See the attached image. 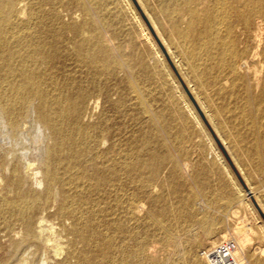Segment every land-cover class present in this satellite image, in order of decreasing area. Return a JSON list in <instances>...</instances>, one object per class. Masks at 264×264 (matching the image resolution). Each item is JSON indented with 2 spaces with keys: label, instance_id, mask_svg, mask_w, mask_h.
I'll use <instances>...</instances> for the list:
<instances>
[{
  "label": "bare ground",
  "instance_id": "bare-ground-1",
  "mask_svg": "<svg viewBox=\"0 0 264 264\" xmlns=\"http://www.w3.org/2000/svg\"><path fill=\"white\" fill-rule=\"evenodd\" d=\"M123 1L155 52L150 58L137 51L123 64L99 22L80 15L109 0H0V264H155V243L198 226L212 236L219 227L201 182L206 171L187 174L191 164L172 156L170 138L188 143L190 121L207 132L171 75L184 109L174 118L153 108L143 82L149 65L164 61ZM167 2L188 7L176 29L185 57L169 48V60L180 69L187 57L217 88L236 144L264 174V0ZM202 116L210 118L205 110ZM183 172L191 183L182 182ZM236 189L220 187L226 198L217 210L238 215L234 208L247 199ZM247 230L241 219L233 229L237 257ZM195 248L183 252V264H202L194 262Z\"/></svg>",
  "mask_w": 264,
  "mask_h": 264
},
{
  "label": "rangeland",
  "instance_id": "rangeland-1",
  "mask_svg": "<svg viewBox=\"0 0 264 264\" xmlns=\"http://www.w3.org/2000/svg\"><path fill=\"white\" fill-rule=\"evenodd\" d=\"M127 1L132 5L135 13L139 17L140 24L143 25L149 33L156 45L157 51L164 61V64L160 62L149 65L150 80L143 82L144 86H151L152 88L153 96L150 98V102H152L153 108L158 110L164 107L166 110H164L163 116L165 117L171 113L174 115V118L184 109L182 97L179 96L172 85L171 78H173L179 90L184 94L187 103L201 119L207 132L206 137L195 127L194 123L190 121L192 129L189 134L188 143L183 137L170 138V140L172 139L171 141L173 142L172 146L174 149L172 156L176 160L178 159L177 161H179V163L188 161L191 164L190 171L187 174H197L200 166L206 171L207 176L205 179L203 178L204 181H201L207 192L205 199L211 207V210H213L214 216L217 215L221 220L218 229L212 236L204 237L200 230L202 226H198L191 230L180 232L174 241L168 240L155 243L156 253L153 262L155 264H166L167 260H169L176 264H183V252H185L188 247L195 245L198 249L195 248L196 250L193 255L195 259L194 262L198 261L205 264L200 258L202 250L211 246V242L214 240L218 242L223 239L232 240V238H234L233 229L237 227L241 219L251 230H247V232L242 235L243 240L239 249L242 253L241 251L240 253L238 252L239 259L243 260L245 264H264V251L261 253V250H264V181L262 180L264 174L257 171L250 161L245 158L246 156L241 146L236 144L237 141L232 129L228 125L227 118L220 109H218V102L214 98V93L217 88H211L206 85L204 79L198 76L194 70L188 66L187 57L182 59L187 67H180V69L175 68L168 57L169 48L171 50L172 48L173 50L175 49L176 55L180 54L179 57H185L182 52L183 48L176 35V29L180 26L179 19L182 13H184L186 11L185 8L188 9V7L170 4L168 2L166 3L167 5L163 6V0ZM90 3L91 2H88L86 5H91ZM108 4L106 3V8L100 11L99 9L91 11L86 6L82 9L80 15L82 17L84 16L88 22H99L98 24L94 23L95 26L101 33H105L107 37L110 38L112 47L115 48L113 49L114 53L121 58L120 60L122 63H129L137 51L146 55L147 58L155 54L148 43L141 41L139 38L141 29H139V24L133 21L131 13L127 11L126 2L123 0H109ZM170 7L173 9V14L171 15L169 14ZM145 10H147L151 16L153 23L157 24L156 29L153 27L150 18L146 15ZM174 12L176 13L174 14ZM172 22L174 23L171 24ZM176 44L180 46L181 49L177 47ZM178 49H180V51H178ZM125 72H127V69H124V74ZM128 73L129 76H134L135 74L132 72ZM122 75L121 73L120 77H122ZM169 75H171V78ZM251 85L250 82L247 84L248 87ZM250 90L253 96L259 93V89L253 88V86ZM204 110L209 112V119H205L202 116ZM222 140L227 144H223ZM213 148L221 154L223 162L215 158L212 151ZM223 164L227 166L231 173L234 180H232L233 182L230 177H228L227 170ZM187 174L183 172L182 182L191 183L190 175ZM165 180L164 177L161 181L162 184L165 183ZM221 186L229 188L237 195V187L243 191L241 198H246L247 203H243L242 207L240 205V207L234 208L239 212L237 216H233L231 211L225 212L222 209V211L217 210L222 200L226 198V194L220 190ZM163 193H167L166 189H163ZM210 200L211 202H209ZM216 212H218V214ZM173 231L174 235L176 231L175 229ZM225 234L226 237L222 238V235Z\"/></svg>",
  "mask_w": 264,
  "mask_h": 264
},
{
  "label": "built area",
  "instance_id": "built-area-1",
  "mask_svg": "<svg viewBox=\"0 0 264 264\" xmlns=\"http://www.w3.org/2000/svg\"><path fill=\"white\" fill-rule=\"evenodd\" d=\"M236 245L232 240H220L214 246L202 250L201 256L207 264H245L237 257Z\"/></svg>",
  "mask_w": 264,
  "mask_h": 264
}]
</instances>
